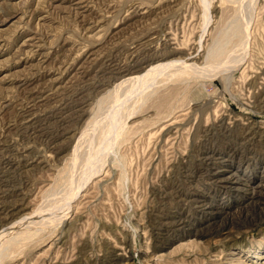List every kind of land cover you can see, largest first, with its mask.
I'll return each instance as SVG.
<instances>
[{"label": "rangeland", "instance_id": "1", "mask_svg": "<svg viewBox=\"0 0 264 264\" xmlns=\"http://www.w3.org/2000/svg\"><path fill=\"white\" fill-rule=\"evenodd\" d=\"M263 105L264 0H0V264H264Z\"/></svg>", "mask_w": 264, "mask_h": 264}, {"label": "bare ground", "instance_id": "2", "mask_svg": "<svg viewBox=\"0 0 264 264\" xmlns=\"http://www.w3.org/2000/svg\"><path fill=\"white\" fill-rule=\"evenodd\" d=\"M86 4V3H85ZM84 5V4H83ZM87 5V4H86ZM87 7V6H86ZM190 49V48H189ZM192 49V48H191ZM190 49V51H192ZM171 51V50H170ZM170 51H169V54H170ZM190 51H188V52H190ZM186 52H187V50H186ZM187 52V54H189ZM165 53V52H164ZM164 53H163V55H164ZM192 53H194V51L193 52H191V54ZM166 54V53H165ZM168 54V53H167ZM167 54H166V56H167ZM157 55V54H156ZM155 55V56H156ZM160 55H162V54H160ZM165 56V57H166ZM192 56V55H191ZM190 56V57H191ZM194 56V55H193ZM157 57V56H156ZM163 57V56H162ZM189 57V58H190ZM197 57V56H196ZM194 58V57H193ZM152 59V58H151ZM155 60V59H154ZM138 62V61H137ZM140 62V61H139ZM136 64V63H135ZM168 64H170V62L169 61H166L165 63H159V62H157V63H155V64H150V65H148L147 67H145L146 68V72L143 74V73H141V74H139V75H135V76H132V77H130V78H123L122 79V82H124V81H133V80H136V79H141V78H144L145 76H147L150 72H154V71H156V69L157 68H159V67H163V66H166V65H168ZM110 66V65H109ZM112 68V67H111ZM129 68H130V66H129ZM145 68L143 69V70H145ZM129 71V70H128ZM119 85V84H118ZM40 97V96H39ZM62 99V98H61ZM262 101V100H261ZM60 102V101H59ZM62 102V101H61ZM263 102V101H262ZM261 102V103H262ZM212 103V102H211ZM59 104V103H58ZM61 104H63V103H61ZM74 104V103H73ZM77 105V104H76ZM259 106H260V104H259ZM264 106V105H263ZM28 107V106H27ZM65 107V106H64ZM264 108V107H263ZM26 109V108H25ZM80 109V108H79ZM28 111V110H27ZM51 111V110H50ZM24 112H25V110H24ZM24 112H22L21 114H23ZM51 113V112H50ZM136 112L135 111H132V112H128L127 114H126V116H134L133 114H135ZM21 114H20V116H21ZM27 114V113H26ZM45 114V113H44ZM31 116V115H30ZM23 118V117H22ZM27 119V118H26ZM33 120V119H32ZM23 123V122H22ZM25 123V122H24ZM221 124H222V122H220ZM252 123V122H251ZM29 124V123H28ZM248 124V123H247ZM25 126H27V125H25ZM32 126V125H31ZM226 126V125H225ZM253 126V125H252ZM29 127V126H28ZM227 127V126H226ZM251 127V126H250ZM33 128V127H32ZM208 128V127H207ZM213 128V127H212ZM219 128V127H218ZM224 128L225 127H223V130H224ZM228 128V127H227ZM244 128H246V127H244ZM252 128V127H251ZM213 129H215V128H213ZM210 130V129H209ZM234 130V129H233ZM248 130V129H247ZM217 131V130H216ZM232 131V130H231ZM210 132V131H209ZM213 132H215V131H213ZM250 132H251V129H250ZM20 134H21V132H19ZM220 133V132H219ZM244 133V132H243ZM252 133V132H251ZM46 134V133H45ZM211 134H212V131H211ZM216 134V133H215ZM218 134V133H217ZM228 134V133H227ZM230 134V133H229ZM241 134V133H240ZM247 134V133H246ZM219 135V134H218ZM238 135V134H237ZM243 135V134H242ZM229 136H231V135H229ZM252 136V135H251ZM251 136H249V137H251ZM214 137V136H213ZM225 137H227V136H225ZM243 137V136H242ZM52 138V137H51ZM236 138V137H235ZM253 138V137H252ZM214 139V138H213ZM223 139V138H222ZM226 139V138H225ZM247 139V138H246ZM245 140V139H244ZM219 141V140H218ZM217 141V142H218ZM246 141V140H245ZM31 148V147H30ZM203 148V147H202ZM208 148V147H207ZM10 149V148H9ZM4 150H6V149H4ZM9 151H11V150H9ZM16 152H18L17 150H15ZM23 152V151H22ZM204 153V152H203ZM215 155H219V154H216L215 153ZM23 156H24V154H23ZM208 156V155H207ZM210 156V155H209ZM224 156V155H223ZM223 156H217V157H223ZM228 156V155H227ZM18 157V156H17ZM20 157V156H19ZM21 157H22V155H21ZM29 157V156H28ZM200 157V156H199ZM213 157V156H212ZM215 157V156H214ZM24 158H26V157H24ZM32 158V157H31ZM205 158V157H204ZM224 158V157H223ZM9 159V158H8ZM14 159H15V157H14ZM29 159V158H28ZM35 159V158H34ZM207 159H209V158H207ZM213 159V158H212ZM219 159V158H218ZM222 159V158H221ZM217 160V159H216ZM223 160V162L225 161L226 163H224V165L223 166H228L229 165V163H227L228 162V158H225V159H222ZM26 161H27V159H26ZM34 161V160H33ZM208 161V160H207ZM218 161V160H217ZM29 162V161H28ZM214 163V162H213ZM24 164V163H23ZM211 164V163H210ZM2 165V164H1ZM200 165V164H199ZM207 165V164H206ZM3 166V165H2ZM1 166V167H2ZM5 166V165H4ZM210 166V165H209ZM219 166V165H218ZM230 166V165H229ZM199 167V166H198ZM9 168H11V167H9ZM202 168V167H201ZM207 168V167H206ZM220 168V167H219ZM1 169V168H0ZM191 169V168H190ZM203 169H205V168H203ZM212 169V168H211ZM211 169H209V170H211ZM196 170V169H195ZM217 170V169H216ZM16 171V170H15ZM224 171H226V169H220V170H218V172H221V173H223ZM244 173H249L250 172V170L248 169V168H244ZM8 172H11V171H7V173H2L1 175H3V176H6V175H8ZM240 172V171H239ZM12 173V172H11ZM11 173H9V174H11ZM200 173H202V172H200ZM209 173V172H208ZM91 174V173H90ZM89 174V175H90ZM217 174H219V173H217ZM211 175V174H210ZM12 176V175H11ZM15 176V175H14ZM200 176V175H199ZM194 177V176H193ZM226 179H232V181H237V182H239V180H241L242 178H241V174H237V173H234V174H232V172H231V175H228V176H226ZM262 179V178H261ZM1 181H2V179H1ZM0 181V182H1ZM6 181V180H5ZM8 181V180H7ZM10 181V180H9ZM8 181V182H9ZM13 181V180H12ZM243 181V180H242ZM3 182V181H2ZM5 184H6V182H4ZM3 183V184H4ZM12 183V182H11ZM178 183V182H177ZM261 182H259L258 184H257V186L255 187L256 189L253 191V195H252V197L250 198L251 200H249V202L247 203V206L246 207H252V206H254V207H257L258 206V204L261 202V201H263L262 199H263V197L261 198V194H262V190H263V183L262 184H260ZM81 185V184H80ZM13 186V185H12ZM83 186V185H82ZM179 187H181V186H179ZM178 188V187H177ZM251 188V187H250ZM78 189V188H77ZM249 190V189H248ZM253 190V189H252ZM78 192V191H77ZM173 192H174V190H173ZM247 192V191H246ZM175 193V192H174ZM178 193V192H177ZM166 194V193H165ZM248 194V193H247ZM164 196V195H163ZM165 196H167V195H165ZM179 198V197H178ZM181 199H182V197H181ZM194 199V198H193ZM185 200V199H184ZM187 200V199H186ZM199 200V199H198ZM200 201V200H199ZM15 202V201H14ZM13 202V203H14ZM186 202V201H185ZM205 202V201H204ZM11 203H12V201H11ZM17 203V202H16ZM190 203V202H189ZM201 203V202H200ZM1 204H2V202H1ZM18 204V203H17ZM20 204V203H19ZM22 204V203H21ZM213 204V203H212ZM4 205V204H3ZM6 205V204H5ZM4 205V206H5ZM9 205V204H8ZM202 205V204H201ZM13 206V207H12ZM12 206H10L11 208H9L7 211H6V214L4 213V216L1 218L0 217V227L1 228H5L6 227V225L5 226H3L5 223H7L8 221H9V218H11V216H13V215H15L17 212H15L14 211V209L16 210V205L14 206V205H12ZM25 206H27V205H25ZM192 206V205H191ZM207 206L208 207H211L212 205L210 204V205H208L207 204ZM245 207V206H244ZM7 208V207H6ZM5 208V209H6ZM4 209V207H2V206H0V212H3V210H5ZM19 209H22V207L21 208H19ZM243 209V208H242ZM251 209H253V208H251ZM18 211V210H17ZM222 211V210H221ZM245 211H246V209H245ZM20 212V211H19ZM229 214V213H228ZM1 215V214H0ZM182 215V214H181ZM215 216V215H214ZM225 216V215H224ZM238 216V215H237ZM16 217V216H15ZM177 217V216H176ZM228 217V216H227ZM180 218V217H179ZM226 218V217H225ZM236 218V217H235ZM156 219V218H155ZM166 219V218H165ZM184 219V218H183ZM182 219V220H183ZM222 219V218H221ZM161 220V219H160ZM167 220V219H166ZM185 220V219H184ZM217 220V219H216ZM223 220V219H222ZM232 220V219H231ZM154 221V220H153ZM157 221H158V219H157ZM170 221V220H169ZM17 222V221H16ZM163 222V221H162ZM182 222V221H181ZM223 222V221H222ZM231 222V221H230ZM164 223V222H163ZM218 223V222H217ZM20 224H22L21 222L18 224V225H20ZM24 224V223H23ZM28 224V223H27ZM177 224V223H176ZM152 225V224H151ZM159 225V224H158ZM162 225V224H161ZM160 225V226H161ZM185 225H187V224H185ZM184 225V226H185ZM208 225V224H207ZM207 225H206V227H207ZM159 226V227H160ZM181 226V225H180ZM209 226V225H208ZM221 226H224V225H222L221 224ZM155 227V226H154ZM156 227H157V225H156ZM158 227V228H159ZM202 227V226H201ZM205 227V228H206ZM12 228H14V227H12ZM164 228V227H163ZM179 228V227H178ZM193 228V227H192ZM196 228V227H195ZM202 228H204V227H202ZM171 229V228H170ZM194 229V228H193ZM10 230H12V229H10ZM202 230V229H201ZM201 230H197L196 229V231H201ZM208 230V229H207ZM210 231H212V230H210ZM9 232V229H8V231H6V233L5 234H3V235H1L0 236V238L2 237H4L6 234H9L8 233ZM170 232V231H169ZM185 232V231H184ZM205 232H207L206 230H205ZM196 233H198V232H196ZM210 233V232H209ZM33 234H36V233H33ZM38 235V234H37ZM203 235V234H202ZM23 238H25V237H23ZM41 238V237H40ZM62 238V237H61ZM32 239V238H31ZM38 239L39 238H37V241H38ZM29 240H30V238H29ZM35 240V239H34ZM39 240H41V239H39ZM42 241V240H41ZM36 242V241H35ZM39 242V241H38ZM62 242H64V241H62ZM32 243H33V241H32ZM124 243V242H123ZM13 244V243H12ZM38 244V243H37ZM7 245H8V243H7ZM6 245V246H7ZM10 245H11V243H10ZM23 245V244H22ZM27 246V245H26ZM11 247H12V245H11ZM20 248V247H19ZM22 248V247H21ZM20 248V249H21ZM122 248H124L123 246H122ZM12 249V248H11ZM23 249V248H22ZM22 249H21V251H22ZM11 251H13V250H11ZM10 251V252H11ZM15 251L16 252H18L17 251V249H15ZM20 251V250H19ZM23 252H25V250L23 249ZM113 252V251H112ZM120 253V252H119ZM118 254V253H117ZM111 256V255H110ZM109 256V257H110ZM117 256V255H116ZM3 258V257H2ZM112 258V257H111ZM1 259V258H0ZM118 260V259H117ZM67 262V261H66ZM66 262H64V263H66ZM53 263V262H52ZM59 263V262H58ZM68 263V262H67ZM73 263V262H72Z\"/></svg>", "mask_w": 264, "mask_h": 264}]
</instances>
